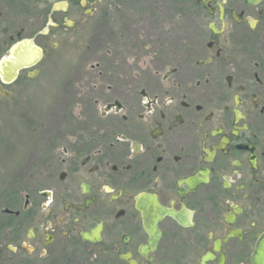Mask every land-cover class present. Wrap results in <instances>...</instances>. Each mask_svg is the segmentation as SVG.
Here are the masks:
<instances>
[{
    "label": "flooded vegetation",
    "instance_id": "flooded-vegetation-1",
    "mask_svg": "<svg viewBox=\"0 0 264 264\" xmlns=\"http://www.w3.org/2000/svg\"><path fill=\"white\" fill-rule=\"evenodd\" d=\"M129 1L0 0V98L49 74L62 43L111 45L81 64L75 118L31 141L1 209L30 225L6 248L39 264H260L264 0ZM135 55L142 89L118 95L137 100L106 102Z\"/></svg>",
    "mask_w": 264,
    "mask_h": 264
},
{
    "label": "rangeland",
    "instance_id": "rangeland-1",
    "mask_svg": "<svg viewBox=\"0 0 264 264\" xmlns=\"http://www.w3.org/2000/svg\"><path fill=\"white\" fill-rule=\"evenodd\" d=\"M129 6L132 9L142 10V0H130ZM129 21L135 25H142V14L131 16ZM135 34L131 39L140 41L142 44V36H140L142 33L136 31ZM97 35H101V32ZM95 39V37L84 36L82 43H75L72 40L62 43V46L52 53L49 74L32 80L28 85L14 88L7 99L0 98V195L3 194L0 196V255H3L4 264H39L37 261H24L19 254H13L6 248L12 240L10 227L14 226L18 233L22 232L21 238L26 241L25 233L30 221L26 215L19 219L6 216L1 209L10 205L5 195L12 190L13 180L18 176L24 162L27 166L31 141L42 136L43 127H40L42 122L58 119L59 115H64L66 120L75 118L77 109L72 101H74V90L80 87L77 77L81 72V64L85 65L84 71H90L89 67L96 61L102 60L101 57H105L111 48L106 38H104L105 41L100 37ZM135 57L139 58L137 55ZM127 64L129 67L127 70L133 72L135 78L113 77L114 79L111 78L109 81V91H106V83H103L102 90L104 89L106 93L104 96L106 102L115 97L137 100L135 96L118 95L122 92L121 90L128 87L142 89V57L134 62L130 59ZM111 70L105 68L103 71ZM58 104H64L65 107L60 109L61 105ZM28 141H30L29 146ZM24 143L26 146L22 157L20 149ZM33 172L37 177V167L33 168ZM38 182L36 181V184H41ZM21 199L23 201V194ZM10 209L14 210L12 206ZM0 264H2L1 261Z\"/></svg>",
    "mask_w": 264,
    "mask_h": 264
},
{
    "label": "water",
    "instance_id": "water-1",
    "mask_svg": "<svg viewBox=\"0 0 264 264\" xmlns=\"http://www.w3.org/2000/svg\"><path fill=\"white\" fill-rule=\"evenodd\" d=\"M246 3H249V4H257L259 0H244ZM212 29H213V26H212ZM112 105V104H111ZM116 106V109L118 110L120 108L119 106V102L118 101H115L114 104ZM109 108V107H108ZM8 212V210L6 211ZM260 264H264V259L262 258V255H260Z\"/></svg>",
    "mask_w": 264,
    "mask_h": 264
}]
</instances>
